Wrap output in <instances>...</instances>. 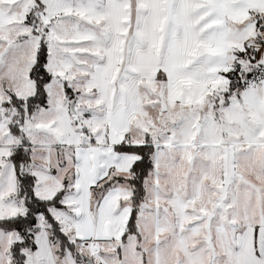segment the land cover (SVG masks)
<instances>
[{
  "label": "snow or ice",
  "instance_id": "1",
  "mask_svg": "<svg viewBox=\"0 0 264 264\" xmlns=\"http://www.w3.org/2000/svg\"><path fill=\"white\" fill-rule=\"evenodd\" d=\"M0 264H264V0H0Z\"/></svg>",
  "mask_w": 264,
  "mask_h": 264
}]
</instances>
